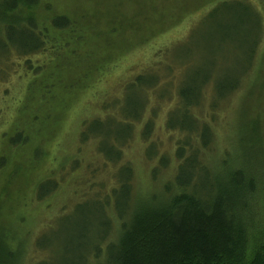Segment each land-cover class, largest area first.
Segmentation results:
<instances>
[{"label":"rangeland","instance_id":"rangeland-1","mask_svg":"<svg viewBox=\"0 0 264 264\" xmlns=\"http://www.w3.org/2000/svg\"><path fill=\"white\" fill-rule=\"evenodd\" d=\"M171 1L184 5L181 9L185 10L184 17L174 28L169 26L177 16L170 12L169 6L161 9H167L164 11L166 17L161 18L165 19L164 25L157 23V4L162 3L161 0H41L38 6L26 12L38 21H45L44 26L51 17L63 14L73 20L77 30L87 24L85 16L92 18L90 30L80 33L83 41L89 39L81 49L72 44V33L63 35L70 43L61 54L60 63H56L59 65L58 79H64L65 75L60 74L63 70L67 72L71 61L76 59L81 68L76 62L73 70H83L76 82H58L54 86V82H40L42 76L34 79L36 82H28L35 83L36 88L31 94H25L27 83L17 82L12 71L7 80L0 82V134L6 131L9 135L24 124L29 128L28 133L32 134L26 145L11 154L7 166L0 169V212L5 217L4 221H22L18 229L20 240L28 241V235H31L29 241L33 244L35 237L44 229L40 252L32 250L28 242L27 264L42 257L49 264H62L65 259L61 257V246L70 241L69 236L72 246L79 241L77 238L81 237L79 233L82 230L87 233L85 242H92V238H97L105 230L101 208L93 199L84 208H73L75 187L85 186L87 181L94 180L109 186L115 170L111 164L103 167L99 159L101 151L108 158L115 157L113 147H109L112 143L110 135L98 134L95 128L88 125L87 135L94 140L82 145L80 142L82 123L97 116L103 102L108 105L105 113L115 112V117L129 120L135 117L140 106L147 103L143 107L141 121L132 126L133 134L125 133L124 127L117 123L112 135L116 145L126 141L121 146L122 163L127 161L132 166L135 186L140 190L148 187L151 192L158 193L161 183H153L150 178L156 158L147 159L152 150L148 145L154 147L156 157L170 154L175 136L166 129L165 122L179 98V91L182 88L190 90L199 83L208 84L207 106L218 96L220 84L235 82L239 77L240 80L245 79L249 44L255 35L250 19L239 23L221 14L214 21L203 24L201 18L213 0ZM142 7L144 12H140ZM102 31L104 37L100 35ZM92 37L96 40H91ZM107 44L110 47H106ZM52 65L50 63L47 68L49 76L54 75L50 70ZM155 80L158 84L156 90L147 91ZM244 82L240 96L227 100L214 122L218 145H226L231 156L237 154L239 146L236 143L244 122L253 119L264 127V49L259 53L252 75ZM188 99L184 97L178 101L185 104ZM34 106L41 107L38 113L34 112ZM181 115L182 108L174 116L181 118ZM40 117H45L42 130ZM146 122L151 124V130L145 139L140 136V131ZM105 123L109 122L106 120ZM107 127L111 129L104 124V128ZM38 129L40 133H30ZM95 136H101V140H97L99 144ZM6 141V138L0 139V155ZM36 151L41 153L37 160ZM74 158L80 166L72 172L70 166ZM85 163H89L90 167L87 170L88 179L83 183V177H79L84 173ZM261 169L264 171V165ZM47 170L55 172L57 177L63 174L61 182L59 180L62 185L55 195L37 201L40 193L45 194L40 183L45 180ZM118 177L122 178L123 173L119 171ZM77 179L81 180L79 184ZM263 188L259 186L261 192L251 207L253 212H249L254 234L257 226H264Z\"/></svg>","mask_w":264,"mask_h":264},{"label":"trees","instance_id":"trees-1","mask_svg":"<svg viewBox=\"0 0 264 264\" xmlns=\"http://www.w3.org/2000/svg\"><path fill=\"white\" fill-rule=\"evenodd\" d=\"M40 1L0 0V82L7 80L12 71L17 82L27 83L25 94H31L36 88L35 83L28 82H36L34 79L42 76L40 82H54V86L58 82H76L79 73L83 71L79 69L80 63L76 59L71 61L67 72L62 69L60 76L65 75L64 79H58L57 64L70 43L63 35L72 33L73 38L70 40L78 49L86 46L89 41L87 38L83 41L80 33L90 30L92 18L85 16L87 24L77 30L73 20L63 14L51 17L46 26L43 25L45 21L26 15ZM161 2L157 4V23H164L165 19L161 18L166 17L164 13L167 9H161L169 6L170 12L177 16L169 26L174 28L185 15V10L181 9L184 5L171 0ZM172 5L175 7L171 8ZM144 10L142 7L140 12ZM221 14H226L228 19L231 17L230 21L236 20L239 23H246V19H250L254 28L255 35L249 44L245 79L240 80L239 77L235 82L220 84L218 96L207 106L208 84L199 83L195 88H182L179 91V98L177 97L172 113L167 115L165 122L166 129L175 136L170 154L156 157L154 147L148 145L152 150L147 159L156 158L150 178L153 183H161L158 193L151 192L148 187L140 190L135 186L132 166L127 161L122 163L121 146L126 141L116 145L115 136L112 135L117 123L124 127L125 133L133 134L132 126L135 127L141 121L143 107L147 103L140 106L135 117L129 120L115 117V112H106L107 115L104 110L108 105L103 102L97 116L82 123L81 145L94 140L87 135L88 125L95 128L98 134L110 135L112 143L109 147H113L115 157L108 158L102 151H98V154L103 167L111 164L115 170L109 186L94 180L73 189V208H84L93 199L98 208H101L105 230L97 238H92L97 233L92 235V242L84 241L87 233L82 230L79 233L82 234L81 237L77 238L79 241L72 246L69 236L70 241L61 246V257L64 256L65 259L62 264H264V226H257L255 234L252 233L253 219L249 213L253 212L251 207L261 192L258 190L259 186H264V171L261 169L264 165V127H260L259 122H254L253 119L244 122L243 131L241 130L236 143L239 146L237 154L232 156L226 145L223 146L222 142L218 145L217 128L214 127L216 117L222 112L226 101L235 95L240 96L244 80L252 75L259 53L264 49V0H213L201 22L204 24L214 21ZM103 32L100 34L102 37ZM95 37L91 40H96ZM106 47H110L109 44ZM76 62L79 63L78 72L73 70ZM50 63L53 64L50 68L54 73L52 76L47 72ZM156 82L157 80L152 82V86L146 90L153 88L155 91L158 85ZM184 97L189 99L181 104L178 99L182 101ZM40 108L34 106V112L38 113ZM180 108L181 118L175 117ZM113 110H116L115 107ZM40 118L42 130L45 117ZM109 118L112 120H108ZM106 120L109 123H105ZM104 124H108L111 129L104 128ZM28 129L24 124L9 135L6 131L1 132L0 139L6 138L7 143L0 155V169L7 166L11 154L27 144L29 135H32L28 133ZM39 129L30 133H40ZM150 130L151 124L146 122L140 136L146 139ZM95 140L100 141L101 136H95ZM34 154L36 160L40 159L39 151ZM89 163H85V174L79 177H83V183L88 179ZM79 164L77 158H74L71 161V171L78 169ZM119 171L123 173L122 178L118 177ZM161 173L164 174L160 175ZM54 174L51 170L46 171L43 178L45 180L40 183L45 194L40 193L37 201L55 195L62 185L59 180L61 182L63 174L59 177ZM81 180L77 179V184ZM4 219L0 212V264H27L28 242L32 250L40 252V239L44 229L35 237L33 244V241H29L31 235H28V241L20 240L18 229L22 221L9 223ZM69 255L71 258H67ZM31 264L49 263L42 257Z\"/></svg>","mask_w":264,"mask_h":264}]
</instances>
